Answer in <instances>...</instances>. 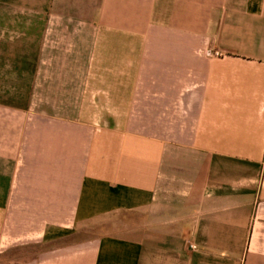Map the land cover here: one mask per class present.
I'll use <instances>...</instances> for the list:
<instances>
[{
	"label": "crops",
	"instance_id": "obj_1",
	"mask_svg": "<svg viewBox=\"0 0 264 264\" xmlns=\"http://www.w3.org/2000/svg\"><path fill=\"white\" fill-rule=\"evenodd\" d=\"M3 79L0 264H264V0H0Z\"/></svg>",
	"mask_w": 264,
	"mask_h": 264
},
{
	"label": "rangeland",
	"instance_id": "obj_2",
	"mask_svg": "<svg viewBox=\"0 0 264 264\" xmlns=\"http://www.w3.org/2000/svg\"><path fill=\"white\" fill-rule=\"evenodd\" d=\"M0 82L2 83V86H7L6 83H10L6 80H0ZM16 88V87H14ZM4 89H0V103H15L16 105H19L21 103H23L24 100H26V96H24L23 94H12V95H8V94H2ZM14 90V89H11ZM100 229V228H97ZM100 232L104 231L102 230H98Z\"/></svg>",
	"mask_w": 264,
	"mask_h": 264
}]
</instances>
